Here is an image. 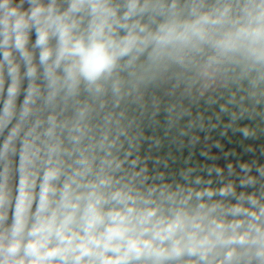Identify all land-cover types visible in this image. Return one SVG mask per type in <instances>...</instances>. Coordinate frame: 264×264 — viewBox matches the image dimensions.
I'll use <instances>...</instances> for the list:
<instances>
[{
	"label": "clouds",
	"instance_id": "clouds-1",
	"mask_svg": "<svg viewBox=\"0 0 264 264\" xmlns=\"http://www.w3.org/2000/svg\"><path fill=\"white\" fill-rule=\"evenodd\" d=\"M0 264H264V0H0Z\"/></svg>",
	"mask_w": 264,
	"mask_h": 264
},
{
	"label": "trees",
	"instance_id": "trees-1",
	"mask_svg": "<svg viewBox=\"0 0 264 264\" xmlns=\"http://www.w3.org/2000/svg\"><path fill=\"white\" fill-rule=\"evenodd\" d=\"M213 151H216V150L214 149ZM201 159H203V158H201ZM220 163H223V161H220Z\"/></svg>",
	"mask_w": 264,
	"mask_h": 264
}]
</instances>
